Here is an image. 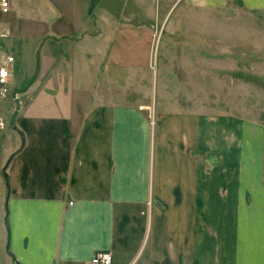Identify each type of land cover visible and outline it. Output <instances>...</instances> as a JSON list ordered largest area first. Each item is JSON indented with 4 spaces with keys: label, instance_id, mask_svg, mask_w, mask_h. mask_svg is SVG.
Masks as SVG:
<instances>
[{
    "label": "crops",
    "instance_id": "1",
    "mask_svg": "<svg viewBox=\"0 0 264 264\" xmlns=\"http://www.w3.org/2000/svg\"><path fill=\"white\" fill-rule=\"evenodd\" d=\"M80 1L68 30L47 3L57 32L39 50L16 18L21 8L43 14L38 2L10 0V21L0 19L12 49L0 58L12 57L7 86L18 104L4 111L0 98V264H91L98 251L111 253L110 264H264V126L201 108L198 94L103 92L104 65L120 64V43L152 32ZM160 1L166 14L171 4ZM236 1L264 10V0ZM180 3L216 9L229 0ZM123 6L159 19L150 4ZM76 59L92 80L87 96L72 94ZM184 63L175 70L185 76L155 81L199 86V70ZM45 71L53 76L42 81Z\"/></svg>",
    "mask_w": 264,
    "mask_h": 264
},
{
    "label": "rangeland",
    "instance_id": "2",
    "mask_svg": "<svg viewBox=\"0 0 264 264\" xmlns=\"http://www.w3.org/2000/svg\"><path fill=\"white\" fill-rule=\"evenodd\" d=\"M133 1L142 7L144 4H150V10L157 13L161 2ZM168 1L171 6L167 8L166 14L159 11L158 21L155 19L143 21L146 16L142 15L141 9H128L123 6L126 0H94V9H98L97 15L100 17L104 16L105 19L111 20L114 16L123 21L122 18L127 16L132 19L134 25L152 32V36L147 38L135 39L134 42L129 41V44L120 43L122 60L119 65L115 64L109 68L104 65V73L107 76L104 77L105 86L101 87V90L120 98L134 99L147 96L151 91L158 100L162 95L161 87L163 91L166 90L172 95H179L181 92L185 95L198 94L201 108L225 107L235 115H242L264 126V10H248L236 0H229L226 6L216 9H195L183 3L175 7L173 5L176 0ZM34 2L40 4L43 14L38 9L37 12H26V9L21 8L16 13V18L20 33L36 38L33 41L36 50L44 44L42 41L47 39L51 32L56 31L55 27H50L52 19L49 18L47 3L58 5L57 9L63 13L64 20H68L61 27L68 30L71 28V21L76 23L74 13L76 9L80 11L81 1L34 0ZM12 15L0 13V19L3 17L4 21L9 22ZM72 35L75 36L76 32ZM10 36L7 30L0 32L2 53L12 51ZM38 37L41 38L38 39L39 44ZM75 39L78 37H71L68 42H74ZM46 41L48 39L44 42ZM182 62H185V69L192 68V72L199 70V86L177 88L168 85L163 88L161 81H155V78L159 80L160 76L166 80L173 77L180 79V74L185 76L187 72L179 71L178 75L176 74ZM71 66L74 87L72 94L78 97L81 94L87 96L88 89L84 83L92 86V80L87 72H84L81 59H76ZM23 72L22 70L21 75ZM52 76L53 72L45 71L42 81ZM0 98L4 100V111L10 112L13 107L15 109V106H18L12 99L9 89L6 95Z\"/></svg>",
    "mask_w": 264,
    "mask_h": 264
},
{
    "label": "built area",
    "instance_id": "3",
    "mask_svg": "<svg viewBox=\"0 0 264 264\" xmlns=\"http://www.w3.org/2000/svg\"><path fill=\"white\" fill-rule=\"evenodd\" d=\"M154 2L156 0H153ZM10 11V0H0V12L8 13ZM11 56L6 58H0V96H5L8 92V82L10 77V62ZM91 264H110L111 253L109 251H98L92 256L90 260Z\"/></svg>",
    "mask_w": 264,
    "mask_h": 264
}]
</instances>
